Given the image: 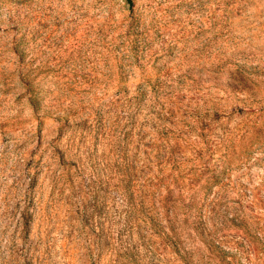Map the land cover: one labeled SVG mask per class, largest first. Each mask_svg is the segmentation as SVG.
Here are the masks:
<instances>
[{"label": "rangeland", "instance_id": "1", "mask_svg": "<svg viewBox=\"0 0 264 264\" xmlns=\"http://www.w3.org/2000/svg\"><path fill=\"white\" fill-rule=\"evenodd\" d=\"M0 264H264V0H0Z\"/></svg>", "mask_w": 264, "mask_h": 264}, {"label": "trees", "instance_id": "2", "mask_svg": "<svg viewBox=\"0 0 264 264\" xmlns=\"http://www.w3.org/2000/svg\"><path fill=\"white\" fill-rule=\"evenodd\" d=\"M129 2H131L132 0H128Z\"/></svg>", "mask_w": 264, "mask_h": 264}]
</instances>
